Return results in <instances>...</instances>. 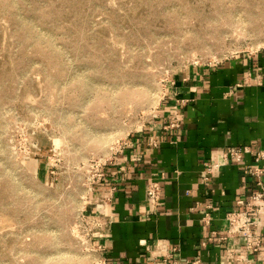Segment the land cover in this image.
Masks as SVG:
<instances>
[{
	"label": "rangeland",
	"instance_id": "rangeland-1",
	"mask_svg": "<svg viewBox=\"0 0 264 264\" xmlns=\"http://www.w3.org/2000/svg\"><path fill=\"white\" fill-rule=\"evenodd\" d=\"M263 49L264 0H0V264H101L96 168L173 75Z\"/></svg>",
	"mask_w": 264,
	"mask_h": 264
},
{
	"label": "crops",
	"instance_id": "crops-1",
	"mask_svg": "<svg viewBox=\"0 0 264 264\" xmlns=\"http://www.w3.org/2000/svg\"><path fill=\"white\" fill-rule=\"evenodd\" d=\"M174 113L178 128H164ZM230 146L264 152V49L173 75L153 118L103 163L104 180L89 188L87 213L103 208L109 216L98 238L105 264H158L172 248L180 264L195 256L204 264H264V159L244 154L222 162ZM204 162L213 165L205 186ZM253 167L262 172L253 174ZM151 180L162 193L145 215L144 186ZM255 193L263 195L248 208L262 210L249 211L261 246L245 253L243 239L227 236L225 214Z\"/></svg>",
	"mask_w": 264,
	"mask_h": 264
},
{
	"label": "built area",
	"instance_id": "built-area-1",
	"mask_svg": "<svg viewBox=\"0 0 264 264\" xmlns=\"http://www.w3.org/2000/svg\"><path fill=\"white\" fill-rule=\"evenodd\" d=\"M179 126V117L176 113L172 114L168 121L164 124V128L166 129H176ZM244 154H251L253 157L254 162L264 159V152L263 151H252L247 146H239V147H227L222 152V162L227 161H238ZM105 163V162H104ZM103 165V164H102ZM95 170L94 178L92 183H99L104 180V175L100 170L101 166ZM213 165L210 163H203V171L201 173V181L202 184L205 186L208 182V174H210ZM253 174H260L262 171L259 167H253ZM92 187V186H91ZM162 189L161 184L158 180H151L144 186V200L146 203L145 215H151L155 211V207L157 202L161 197ZM263 194L255 193L251 195L248 199V202L242 203L240 201V205L243 206L242 209L231 210L225 214V220L227 223V236L234 238V242L237 240L243 239V247L240 248L245 253H255L260 249L261 246V238L260 234L254 227V221L249 216V211L258 210L262 211L261 208H248L250 202L253 200H258L262 197ZM102 206V205H101ZM109 216L107 213L104 212L103 208L102 211H99L96 215H87V219L93 224L94 230L92 231L91 235L97 238L96 245L94 246L96 251L101 257V264H105V259L102 255V251L104 250V244L98 241V238L102 235L106 234L109 225ZM212 236V235H211ZM209 236L201 242V245L205 246L208 241L212 240V237ZM225 237L222 236L219 239H224ZM172 248L171 251H167L166 254L163 256V260L158 264H180V262L174 257V250ZM170 259V260H167ZM246 259L245 257L242 258ZM169 261V262H168ZM184 264H204L201 262L199 256H195L192 260H185ZM245 264H249L246 262Z\"/></svg>",
	"mask_w": 264,
	"mask_h": 264
},
{
	"label": "bare ground",
	"instance_id": "bare-ground-1",
	"mask_svg": "<svg viewBox=\"0 0 264 264\" xmlns=\"http://www.w3.org/2000/svg\"><path fill=\"white\" fill-rule=\"evenodd\" d=\"M57 143V142H56Z\"/></svg>",
	"mask_w": 264,
	"mask_h": 264
}]
</instances>
